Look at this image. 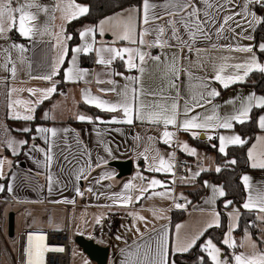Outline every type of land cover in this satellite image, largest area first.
<instances>
[{
    "label": "snow or ice",
    "instance_id": "obj_1",
    "mask_svg": "<svg viewBox=\"0 0 264 264\" xmlns=\"http://www.w3.org/2000/svg\"><path fill=\"white\" fill-rule=\"evenodd\" d=\"M88 15L90 7L77 0H51L49 4H43L41 0H0V41L5 42L0 43V71L9 72L14 80L18 65H27L29 79L48 85L8 87V118L25 122V126L3 128L4 136L0 138V180H5L13 167V160L3 154L6 151L12 157L23 154L32 160L42 170L36 174L46 176L49 193L56 187L61 190L66 187L54 172L56 168L69 178V182H76L73 186L79 197L85 194L78 186L82 180L94 179L95 185L115 180V174L107 170L102 171L98 178H93L92 174L97 169H106L109 159L99 154L93 157L92 151L74 129L40 125L33 129L30 126V122L36 119L39 106L58 93L61 83L83 82L86 87L80 90L81 101L101 112L112 114L110 119L97 116L94 120L91 116L77 113L74 118L79 122L134 125L139 121L150 128L160 129L158 138L140 135L133 138L137 158L147 163L148 173L173 177V185L176 183L175 151L162 154L155 147L157 142L169 147L175 144L180 151L199 159L200 154L195 147L177 140V132L189 133L193 139L203 132L209 141L218 140L219 153L227 157L229 146L243 149L252 139L236 133L235 125L253 122L264 133V95H258L255 91L247 95L238 94L224 101L231 110L222 112V105L215 103L221 92L213 86L218 84L220 88L229 89L233 85L246 83L254 72L264 74V62L257 54L264 55V41L258 45L241 43L243 40L253 41V34L258 29H264V0H138L127 7L121 5L120 11L105 16L94 25L79 29L80 43L70 46L69 42L74 40V36L67 31V25ZM41 16L44 17L43 22ZM12 33L29 41L33 51L37 45H45L42 61L36 64L37 68H44L45 71L32 74L33 61L25 55L29 48L15 42ZM106 33H111L113 37L110 42L97 41V34L104 37ZM153 49L159 52L153 54ZM173 49L175 51L169 55L167 50ZM13 53H16L15 57ZM237 53L242 55H235ZM82 55L90 59L94 56L95 65L101 66L103 71L82 67ZM116 61L122 63L124 72L113 68ZM149 64L159 72L161 80L155 89L146 88L144 83ZM133 72L137 74L133 75ZM61 73L62 78L57 79ZM104 76L107 79L102 78ZM115 77H120L124 83L121 84ZM93 82L97 85L96 93L87 87ZM104 84L108 87L100 86ZM24 92L29 94L28 98L19 95ZM43 118L55 119L48 112L44 113ZM219 130H228L230 134H221ZM13 131L28 138L17 139L11 135ZM105 131L119 132V129L109 128ZM69 133L73 135L70 137ZM96 135L107 157L113 158L111 142L103 139L101 130H96ZM37 139L43 141V146L35 142ZM145 140L143 150H139ZM212 147L217 148V145L213 144ZM36 153L41 158L38 159L34 155ZM246 163L252 169L264 170V134L256 135L255 141L247 147ZM237 164L236 158L225 161V166ZM206 171L209 169L203 166L195 172L188 169L189 175L179 177V181L192 184ZM215 171L220 173L222 168L217 166ZM16 175L15 172L11 173L12 181ZM240 182L246 194L240 207L255 212L256 219L264 223V181L253 184V178L243 174ZM105 187L111 189L112 185ZM203 187L211 192L203 201L208 207L193 204L183 193L177 195L166 181L145 176L139 171L122 185L119 192H97L94 187H88L86 191L97 200L104 197L110 201L106 205H97L101 208L130 209L144 200L160 198L172 201V208L188 211L191 207L192 212L204 217L202 221H185L170 227L171 218L166 210L150 209L152 220L140 211H127L131 223L122 225L124 234L115 237L124 244L118 249L119 264H264V250L252 239V233L247 228L239 241L233 235L241 218L240 208L234 205V201L225 199L223 202L224 209L230 211L222 214L217 210V200L227 195L224 186L205 180ZM5 190L13 192L11 181L0 183V192ZM50 202L74 204L75 200ZM225 214L229 223L218 244L208 233L211 229L224 227L222 216ZM105 218L104 213L95 215L94 226L102 225ZM159 220L166 223L157 227L153 221ZM141 225L144 231H141ZM129 233H134L131 243L126 239ZM259 240L264 243V234ZM220 244L229 252L226 253ZM48 251L63 252L64 249H49L42 233H29L23 250V264H45Z\"/></svg>",
    "mask_w": 264,
    "mask_h": 264
},
{
    "label": "crops",
    "instance_id": "obj_2",
    "mask_svg": "<svg viewBox=\"0 0 264 264\" xmlns=\"http://www.w3.org/2000/svg\"><path fill=\"white\" fill-rule=\"evenodd\" d=\"M80 4L87 5L86 3L79 2ZM41 3L43 4H49L51 3V0H41ZM118 12V11H117ZM112 15V14H110ZM109 16V15H108ZM41 22H43L44 17L41 16ZM59 23V21H57ZM90 25V24H87ZM85 25H83L81 28H83ZM80 28V29H81ZM12 39L15 42L23 43L26 47L29 48V51L25 53L26 56L30 57L33 61L32 65V74L36 75L40 72L45 71L44 68H37L36 64L42 61V57L44 56V49L45 45L39 44L35 48V50H32L31 44L29 41L19 37L18 34L12 33ZM254 35V34H253ZM97 41H108L110 42L113 37L111 33H106L104 37H100L97 34ZM264 40H260L258 42H255V39L253 41L243 40L241 41L242 44H256L258 45L260 42ZM0 43H5L4 41H0ZM70 43V42H69ZM78 43H80L79 36L77 39V42L72 47L76 46ZM153 54H157L159 52L158 49H153ZM168 54L171 55L173 50H167ZM259 59L261 62H264V55H259ZM16 53H13V56L15 57ZM237 56H241L242 54H235ZM83 56V55H82ZM81 56V57H82ZM195 57H193L194 59ZM80 64H81V58H80ZM85 64H88V66H83L89 69H93L95 71H103L101 66L95 65L94 63V56L90 58H86ZM113 68L116 71L124 72L125 69L122 66V63L120 61H116L113 65ZM18 74L17 77L13 80L9 72L0 71V138H3V128L4 126H7L9 128L15 129L22 126H25V122H18L14 121L8 118V108H7V91L8 87H17V88H27V87H46L48 86L46 82L40 81V80H32L29 79L28 75V68L27 65L20 66L18 65ZM255 73V72H254ZM133 75L137 74L135 72L132 73ZM253 74V73H252ZM252 74H250V77L248 78L247 82L244 84H237L233 85L229 89H223L220 88L218 84H214L213 86L217 87L218 90H220L221 95L220 97L216 98L215 103H218L222 105L221 111L227 112L231 110V107L224 104V101L228 100L229 98L235 97L236 95H247L250 92L255 91L258 95H264V81L262 83L263 90L257 91L254 87L257 81V78L252 77ZM264 76V74H261ZM62 78V73L60 77H57V79ZM104 79H107L106 76L102 77ZM121 84L124 83V81L120 77H115ZM144 83L146 88H158L161 80L159 76V72L155 69V67L151 64H149L146 74L144 77ZM246 84V85H245ZM101 87H108L107 84L100 85ZM86 87V85L83 82H79L77 84H69V83H61L58 87V93L53 96V98L49 101H45L36 112V119L33 122H30V126L35 129L37 125L40 126H46V127H56L57 129H63V128H71L74 129L75 132L79 133L80 138L83 140V142L88 146V148L92 151L93 157H95L97 154L100 156H104L105 158L109 159V163L106 166V169H97L96 172L92 174L93 178H98L99 174L107 170L109 172H112L115 174V180L112 181H103L100 185L94 184V179L90 180H82L78 183V186L81 187V190L85 192V197H79L76 195L74 190V183H76L74 180L73 182H69V178L60 173L59 169H54V172L57 176L61 179V181L66 184V187L62 190L59 187L54 188V190L49 193L47 189V181L45 175H37L36 173L38 171H42L41 169H38L37 166L33 163L32 160L28 159L25 155L21 154L19 157H12L10 152H4L3 154L8 156L10 159L13 160V167L9 171L6 169V171H9V176L5 180H0V183H5L11 181L14 185V190L12 193L7 192V190L0 192V226L2 228V225L4 223L3 214L5 212L13 213L14 219L16 217V214L25 213V212H32V213H38L42 217H47L46 215H55L57 213H64L66 216L68 215V212L70 214V210L77 206H82L84 208H87L89 210H100L104 211L107 216L105 218V221H108V224L111 225V227L117 225H129L131 223V218L126 215V212L129 210H136L140 211L141 214L145 215L149 220H152V215L150 209H163L166 210L167 216L171 218L172 211H167L170 209V205L172 204V201L170 200H162L160 198H154L152 200H144L138 204H135L130 209L125 208H101L97 205H106L109 204L110 201L105 199L104 197H101L99 200H97L94 196L89 194L86 189L88 187H94V189L97 192H108L109 194L112 192H119L122 188V185L132 179L133 176L136 175V173L139 171L145 176H155L158 179H161L163 181H166L171 187L175 189V193L178 195L180 193H183L184 196H187V192L194 191L199 186L197 184V178L196 181H194L192 184H182L179 181V177L175 178L176 183L173 185L171 184V181L173 177L160 174V173H148L146 171L147 163L142 158H137V149H136V142L133 139L135 136L140 135L141 137H147V136H154L159 137L160 129L157 128H150L147 124H142L139 121H136L134 125H127V124H113V125H106V124H100V123H88V122H79L74 117L75 114L80 113L84 114L86 116H91L95 120V117L99 116L104 120L110 119L112 114L104 113L99 111L98 109L91 107L89 105L84 104L81 101V95L80 90L82 88ZM93 93H96L97 85L95 82H93L90 85H87ZM59 93H64V95H60ZM174 94V93H173ZM23 98H28L29 94L27 92L19 94ZM110 99H114V97H109ZM56 105L54 108L53 106ZM86 108H92L95 110L96 113H92L91 111L87 110ZM48 112L50 116H54L55 119H48L45 120L43 118L44 113ZM236 126V125H235ZM119 129V132L117 131H111L106 132L107 129ZM258 128V127H257ZM96 130H101L103 134V139L106 142H111L110 146L113 150V158H108L107 154L103 151V147L98 144V137L96 135ZM169 130L175 131V129L170 128ZM221 134H230L228 130H219ZM236 133H239L234 129ZM240 134V133H239ZM264 133H261V131L258 128V132L256 135H261ZM12 136L16 137L17 139H26L28 137L23 136L19 132L13 131L11 133ZM73 133H69V136L71 137ZM255 135V136H256ZM177 140L187 142L191 147H195L200 154V158L194 157V156H188L186 153L180 151L178 147L175 146V144L172 147H169L167 145H164L163 143L157 142L155 147L158 148L162 154H167L170 152L175 151L176 154V161L182 160L185 162V170L187 171L188 175V169H191V171L195 172L199 170L200 166H203L209 171L206 172H216L215 168L217 166H220L223 168L225 166V161L222 162V165L216 164L215 161V155L212 152H209L208 150L203 148V145H210L213 144L217 145L216 150L218 151V140L215 139L214 141H209L207 139V136L201 132V135L193 139L192 136L189 133L185 132H177ZM255 141V137L253 142ZM37 144H40L43 146V141L40 139H37L35 141ZM147 141H142V146L139 150H143V144ZM31 143V141H30ZM251 146V145H250ZM249 146V147H250ZM231 147V146H229ZM228 147V148H229ZM27 149H25L26 151ZM219 152V151H218ZM38 159L41 158L39 153L34 154ZM131 161L132 162V171L131 174L125 177L118 178V171L109 166L111 162H121V161ZM31 170V171H29ZM175 171H179V169L176 167ZM15 172L16 178L14 181L11 179V173ZM243 174H248L253 178V184H256L259 181H264V170L260 169H252L251 171H246ZM209 183L213 184L209 179H206ZM205 181V180H204ZM139 183V181H137ZM111 184V189L106 188L105 186ZM216 185V184H214ZM219 186V185H218ZM243 186V185H242ZM161 190V189H158ZM211 195V192L209 189L204 188V193L201 196L200 200L195 203V205H200L203 207H208L207 205H204L203 201L204 199ZM246 196V194H245ZM75 200V203H51L50 201H56V200ZM219 198L217 202L220 200ZM216 208L218 210L217 204ZM231 209L223 211L226 213V211H230ZM111 211V213L107 212ZM219 211V210H218ZM240 212H247L254 216V225L256 229L258 230V236L260 234H264V223H261L256 219V213L255 212H248L240 207ZM6 213V214H7ZM70 218V217H69ZM190 218V219H189ZM190 223H194L196 221H202L204 217L199 216L198 213L192 212L191 207H189V210L186 211V215L183 220L180 222L189 221ZM178 222V223H180ZM153 223L159 227L161 224L166 223L164 220L159 221H153ZM45 223H33L31 224V227H28L26 229H23L19 234L23 233L27 230H41L46 228ZM66 227L69 228L70 232V222L69 226L66 225ZM171 227V225H170ZM115 228V227H114ZM124 229V228H123ZM49 230V229H47ZM76 231V234H84L83 231L79 230L78 227ZM141 231H144L143 225H141ZM102 231H99V236H104V233H100ZM124 234V230H123ZM253 236V235H252ZM234 237L236 239V236L234 234ZM243 236L240 237V239ZM134 238V233H129L126 237L129 243L132 242ZM261 250H264V243H260L259 237H254ZM99 246L107 247L108 248V257L106 264H119V251L118 249L120 247H124L123 242L114 240L112 238L108 240H102L99 241ZM224 246V245H223ZM225 247V246H224ZM238 251H241V249H238ZM229 250H227L226 253H228Z\"/></svg>",
    "mask_w": 264,
    "mask_h": 264
},
{
    "label": "trees",
    "instance_id": "obj_3",
    "mask_svg": "<svg viewBox=\"0 0 264 264\" xmlns=\"http://www.w3.org/2000/svg\"><path fill=\"white\" fill-rule=\"evenodd\" d=\"M79 2L86 3L90 7V15L80 18L77 21H73L72 23L67 25V31L74 36V40L70 41V46L75 44L78 39V30L83 25H94L98 23L100 19H103L105 16L113 14L114 12L120 11V6L123 5L125 7L130 3H137L138 0H77ZM255 42L260 40H264V29H258L256 33H254ZM87 57H81V65L88 66L85 64V60ZM252 77L257 78L255 88L257 91L263 90L262 83L264 81V76L260 73H253ZM249 81V80H248ZM246 85V84H245ZM92 113H96L92 108H86ZM238 131L243 137H251L249 145L245 148L241 149L235 146H231L227 149L228 156L220 154L216 148H213L210 145H203V148L208 150L209 152L214 153L216 164L222 165V162L227 159L236 158L238 160V164L235 166H224L220 173L217 172H203L197 178L198 188L194 191L187 192L188 199L192 201L193 204L197 203L201 196L204 193L203 182L206 179H209L213 184L223 185L224 190L227 193L226 197L221 198L217 202L218 210L224 214L225 211L223 207V202L225 199H230L234 201V205L237 208H240V205L245 198V192L243 191V186L240 182V177L242 173L246 171H251V168L246 163L247 160V147L251 145L254 140L256 133L258 132V128L253 122H248L245 125H236L234 128ZM186 215V211H172L171 214V226H174L175 223L180 222L184 219ZM224 227L219 229H211L209 230L208 235H210L215 242L219 244V241L223 239V234L226 231V215L222 216ZM239 227L234 232L236 236V240L239 241V238L244 235L245 228L248 229L250 233L254 237H257L258 230L256 227L251 226L254 225V216L247 212H241V218L238 221ZM221 248H225L222 244L219 245ZM225 252L227 249L225 248ZM191 264V262H189Z\"/></svg>",
    "mask_w": 264,
    "mask_h": 264
},
{
    "label": "rangeland",
    "instance_id": "obj_4",
    "mask_svg": "<svg viewBox=\"0 0 264 264\" xmlns=\"http://www.w3.org/2000/svg\"><path fill=\"white\" fill-rule=\"evenodd\" d=\"M185 172V176L188 175L186 170H182ZM111 213V211H107ZM5 212L3 214L4 223L2 225V228H0V233L2 235V238L4 240L5 245L10 250L11 254L15 256L16 249H17V236L19 233L28 227H31V224L33 223H45L44 229L41 230H63L66 225L69 226L70 222V244H71V261L70 264H84L85 261L88 262V264H95L89 258L84 254L82 249L76 244L75 239L76 237H83L85 239L91 240L97 245H99V241L102 240H108L110 238L115 239L116 235H122L123 234V227L122 225L118 226L114 224L113 227H111L110 224H108V221L106 222L105 219L103 220L102 225H95L94 226V216L100 213H104L106 216L107 214L104 211L100 210H89L87 208H84L82 206L74 207L70 210V214L68 212V215L64 213H57L55 215H46L47 217H42L38 213H32V212H25L16 214V217L14 219V236L12 238L8 237L7 235V217L8 213ZM226 215V214H225ZM70 217V218H69ZM190 219V218H189ZM188 219V220H189ZM84 221H87V223H84ZM190 223V220L188 221ZM229 223L228 218L226 216V230H227V224ZM78 227L79 230L83 231L84 234H76V230ZM115 227V228H114ZM39 230V229H37ZM99 231H102L104 233V236H99ZM234 235V234H233ZM262 234L257 237H261ZM254 236H252V239ZM240 240V238H239ZM255 240V239H253ZM247 249H241V251H245ZM0 264H8L5 255L2 249V246L0 244Z\"/></svg>",
    "mask_w": 264,
    "mask_h": 264
},
{
    "label": "built area",
    "instance_id": "obj_5",
    "mask_svg": "<svg viewBox=\"0 0 264 264\" xmlns=\"http://www.w3.org/2000/svg\"><path fill=\"white\" fill-rule=\"evenodd\" d=\"M213 135H215L213 133ZM213 139L212 141H214ZM176 167L179 169V171L176 172V177H182L185 176V172L181 171L185 170V162L182 160L176 161ZM85 195L82 197L84 198ZM181 203L183 201H180ZM171 211H180L175 208H172V204L169 207ZM1 228V226H0ZM34 232H40L45 236V243L49 249H54V248H63V252H56V251H48L45 254V264H70L71 261V244H70V232L69 228L65 227L63 230H27L24 231L23 233L19 234L17 236V249H16V254L13 256L10 252V250L7 248V246L4 243V240L2 238V235L0 233V244L2 246L5 259L8 264H23L24 262V255H23V250L24 246L27 241V236L29 233H34ZM102 233V232H100Z\"/></svg>",
    "mask_w": 264,
    "mask_h": 264
},
{
    "label": "water",
    "instance_id": "obj_6",
    "mask_svg": "<svg viewBox=\"0 0 264 264\" xmlns=\"http://www.w3.org/2000/svg\"><path fill=\"white\" fill-rule=\"evenodd\" d=\"M109 166L118 171V178L125 177L131 174L132 162L121 161L111 162ZM7 235L12 238L14 236V215L10 213L7 217ZM76 244L82 249L84 254L95 264H106L108 257V248L97 245L91 240L85 239L81 236L76 237Z\"/></svg>",
    "mask_w": 264,
    "mask_h": 264
}]
</instances>
